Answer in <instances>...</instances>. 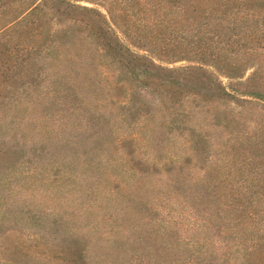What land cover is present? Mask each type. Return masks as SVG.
<instances>
[{"label": "trees", "instance_id": "obj_1", "mask_svg": "<svg viewBox=\"0 0 264 264\" xmlns=\"http://www.w3.org/2000/svg\"><path fill=\"white\" fill-rule=\"evenodd\" d=\"M76 1L0 0V264H264V0Z\"/></svg>", "mask_w": 264, "mask_h": 264}, {"label": "rangeland", "instance_id": "obj_2", "mask_svg": "<svg viewBox=\"0 0 264 264\" xmlns=\"http://www.w3.org/2000/svg\"><path fill=\"white\" fill-rule=\"evenodd\" d=\"M76 3L86 5V6H94L93 3L89 2L88 0H77ZM102 10V9H101ZM83 52H82V63L80 65L85 67L87 74H94V78L99 82L102 91L100 92L99 96L96 99H92V105L95 104L96 110H103L105 114L109 115L111 118H115V111L116 105L118 103H122L127 98V89L124 84L122 83H115L113 80V73L112 71L103 63H101L100 58L98 56V49H96L92 43H83ZM81 50V49H80ZM82 51V50H81ZM80 51V52H81ZM183 61L174 62L171 65L177 66L179 64H183ZM81 77V76H80ZM83 80L84 82H88L85 78L81 77L78 78ZM225 82V79H223ZM82 81V82H83ZM184 105L188 106V102H184ZM221 106V105H220ZM228 106H232L240 111L242 115L245 116V119L249 120V118H253L258 116V114L262 113L263 111L258 109V106L253 108H249L248 105L244 108H237L234 104L229 103ZM205 109L201 111L199 109L192 110L193 117L191 119L192 123H198L208 132L210 135V140L212 143L217 142L219 139L222 138V131L218 128H212L208 125L209 120V113L204 112ZM24 117H22V121H29L26 126L19 127L25 130L26 128L30 129L31 119L37 114V109L28 107L26 110L22 112ZM40 124V122H38ZM28 126V127H27ZM120 141H117L116 144H119L120 151L125 155V158L128 159V164H135L138 167H142L141 162H143L144 158L140 154L139 150V141L135 138V136L126 138L127 136L122 137V135H115ZM122 138H126L122 140ZM166 144H175L174 147H177V144H184L181 141L180 137H174L172 140L169 139Z\"/></svg>", "mask_w": 264, "mask_h": 264}]
</instances>
